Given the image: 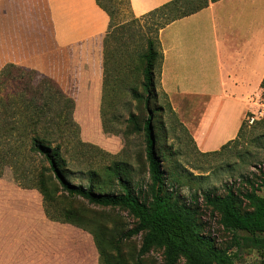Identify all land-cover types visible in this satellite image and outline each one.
<instances>
[{"label": "trees", "instance_id": "trees-1", "mask_svg": "<svg viewBox=\"0 0 264 264\" xmlns=\"http://www.w3.org/2000/svg\"><path fill=\"white\" fill-rule=\"evenodd\" d=\"M214 1L170 0L136 16L131 0H96L110 18L103 41V129L114 133L122 130L126 136L144 135L138 170L148 173L147 180L138 176L141 171L137 173L131 163L120 159L92 166L84 172L85 183L74 182L66 156L71 148L63 147V141L68 144L71 137L78 139L74 149L85 144L73 117L74 100L47 76L34 82L35 69L8 62L0 70V177L11 168L22 187L40 192L48 218L91 233L105 264H128L117 242L139 233H142L139 255L162 250L165 264H177L182 257L187 264H235L236 252L243 248L256 250L264 264V194L259 193L264 187V167L253 176H243L245 189L228 185L225 193L212 188L202 191L204 206L219 216L223 230L231 235L230 241H218L206 229L204 208L196 193L186 200L175 186L182 178L173 160L177 151L163 141L165 129L159 119L163 107L154 106L159 83L157 68L163 57L160 29ZM122 3L128 7L127 15L121 10ZM147 17L152 24L156 22L155 39L138 30L137 23ZM139 34L145 45L137 41V47H133L135 35ZM134 73L140 74L138 82ZM121 93L130 95L137 103V112L129 111L124 123L120 121L121 114L114 110ZM121 123L125 124L124 129H119ZM243 124L235 139L218 150L202 154L219 153L237 142ZM32 157L38 158L36 168L30 164ZM78 200L120 208L132 215L136 223L117 239L105 222L89 214L82 202L77 205Z\"/></svg>", "mask_w": 264, "mask_h": 264}, {"label": "crops", "instance_id": "crops-1", "mask_svg": "<svg viewBox=\"0 0 264 264\" xmlns=\"http://www.w3.org/2000/svg\"><path fill=\"white\" fill-rule=\"evenodd\" d=\"M168 1L131 0V9L141 16ZM109 22L96 0H0V70L35 69L88 102L103 93ZM159 40L160 89L199 150L235 139L264 106V0L210 2L166 24Z\"/></svg>", "mask_w": 264, "mask_h": 264}, {"label": "rangeland", "instance_id": "rangeland-1", "mask_svg": "<svg viewBox=\"0 0 264 264\" xmlns=\"http://www.w3.org/2000/svg\"><path fill=\"white\" fill-rule=\"evenodd\" d=\"M121 8L124 15H127V5L122 3ZM155 24V21L152 24V20L147 17L141 19L137 26L141 33L155 39L157 37ZM139 38L140 34L135 35L133 47H137V41L145 45V40ZM158 72L159 68L157 74ZM135 75L138 82L140 74L134 73ZM44 76L37 71L33 81H39ZM157 91L154 106L163 107L159 118L165 129L163 141L176 149L173 160L182 176L175 186L186 200H190L196 193L199 204L204 208L202 217L207 222L206 229L218 241H230L231 235L223 230L219 216L204 206L201 193L209 188L225 193L228 185L245 189L247 185L242 181L243 176H253L258 173L260 167H264V106L259 111L254 109L255 113L251 111L247 113L243 120L242 136L237 142L230 144L219 153L202 154L193 141L190 129L175 111H171L169 97L163 95L159 83ZM68 96L74 100L73 117L80 127V139L85 143L78 144L74 149L78 139L71 137L68 144L63 141L64 150L67 146L68 150L69 147L71 148L69 152L66 151L72 169L70 178L74 182L85 183L86 169L121 159L131 163L137 173L141 171L138 176L147 180L148 173L143 169L138 170L140 168L138 154L144 152V135L137 133L126 136L122 130L116 133L106 132L101 117L102 95H94L88 102L86 100L88 95ZM261 101H264L263 95ZM255 105L257 108V104ZM114 110L116 114H121L120 121L123 122L128 117L129 111L137 112V103L130 95L121 93L117 97V109ZM251 117H254L252 121H250ZM123 123L118 126L119 129L121 127L124 129ZM31 163L36 168L38 158L32 157ZM259 193L264 194V187ZM81 202L91 216L106 223L107 228L117 239L136 223L132 215L120 208L103 207L84 200ZM81 202L78 200L76 204L79 205ZM141 244L142 233L128 238L123 237L122 241L117 242L128 264H165L162 250L153 249L142 256L139 255ZM233 251L235 252L236 249L233 248ZM236 253L238 256L235 264H262V258L256 250L243 248ZM0 264L105 263L99 257L91 233L70 223L48 218L40 192L35 188L22 187L15 180L13 170L7 168L0 177ZM177 264H187V262L182 257Z\"/></svg>", "mask_w": 264, "mask_h": 264}, {"label": "built area", "instance_id": "built-area-1", "mask_svg": "<svg viewBox=\"0 0 264 264\" xmlns=\"http://www.w3.org/2000/svg\"><path fill=\"white\" fill-rule=\"evenodd\" d=\"M253 119H254V117H251V118H250V121H252Z\"/></svg>", "mask_w": 264, "mask_h": 264}]
</instances>
